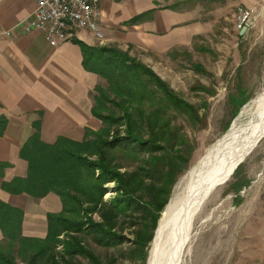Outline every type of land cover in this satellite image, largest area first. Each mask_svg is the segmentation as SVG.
I'll return each instance as SVG.
<instances>
[{"label": "trees", "instance_id": "obj_1", "mask_svg": "<svg viewBox=\"0 0 264 264\" xmlns=\"http://www.w3.org/2000/svg\"><path fill=\"white\" fill-rule=\"evenodd\" d=\"M148 13L126 23L133 24ZM76 42L81 66L103 83L93 85L90 93V114L99 126L84 127L80 140L58 135L51 143L40 140L34 131L21 144L25 175L2 181L0 188L33 198L52 192L60 209L45 213L44 233L36 237L21 232L22 211L0 200V264H16V257L23 264H115L116 256H100L84 239L115 249L124 238L117 230L119 218L131 227L129 244L120 254L128 264H143L159 211L194 149L193 140L172 116H183L197 129L203 126L204 116L195 106L143 62L115 48ZM193 68L203 72L196 63ZM236 90L228 97L237 108L246 96L239 85ZM3 122L0 117V129ZM121 158L132 162V169L121 170ZM238 170H233V177ZM109 181L115 194L103 201V184ZM244 184L246 180L233 181L231 187L235 190Z\"/></svg>", "mask_w": 264, "mask_h": 264}, {"label": "rangeland", "instance_id": "obj_2", "mask_svg": "<svg viewBox=\"0 0 264 264\" xmlns=\"http://www.w3.org/2000/svg\"><path fill=\"white\" fill-rule=\"evenodd\" d=\"M184 3L192 14L189 20L191 33L186 35L185 43H176L165 51L104 45L143 62L204 116L203 126L199 129L191 126L181 115L172 116L186 137L193 140L194 149L173 182L162 209L179 182L231 129L241 109L264 94V0H185ZM238 8L249 12L247 28L241 37H238L235 27ZM194 63L200 65L203 72L195 70ZM97 80L102 83L101 79ZM237 85L246 101L236 108L228 95L237 91ZM253 108L252 105L250 109ZM119 161L121 170H130L134 165L128 159ZM236 167L239 169L237 174L233 177L232 172L202 204L178 264H264V136L252 145ZM238 180H246V184L233 190L231 184ZM103 187L102 200L108 201L115 194L113 182H106ZM33 199L38 201L39 198ZM91 216L98 219L95 213ZM155 226L152 235L153 231L155 234ZM117 230L124 238L115 249L100 248L89 237H85L84 243L100 256H116L115 264H128L120 250L123 251L131 239L129 222L119 218ZM152 240L147 246L148 255ZM59 247L56 245L57 249ZM147 253L143 264L147 262ZM15 263L23 264L17 257Z\"/></svg>", "mask_w": 264, "mask_h": 264}, {"label": "crops", "instance_id": "obj_3", "mask_svg": "<svg viewBox=\"0 0 264 264\" xmlns=\"http://www.w3.org/2000/svg\"><path fill=\"white\" fill-rule=\"evenodd\" d=\"M184 2L98 0L102 39L73 26L67 38L49 46L38 30L22 29V20L30 14L34 0H0V32L9 30L7 35L0 33V117L4 120L0 129V183L25 175L26 161L19 157V149L32 132L51 143L58 135L80 140L84 127L94 130L99 126L90 114V93L100 78L81 66L76 41L89 46L112 44L122 49L165 51L185 43L191 33L192 14ZM149 10L139 21L126 23ZM0 200L22 211L21 232L28 235H43L45 213L59 210L58 198L52 192L35 201L23 192L13 194L0 188Z\"/></svg>", "mask_w": 264, "mask_h": 264}, {"label": "bare ground", "instance_id": "obj_4", "mask_svg": "<svg viewBox=\"0 0 264 264\" xmlns=\"http://www.w3.org/2000/svg\"><path fill=\"white\" fill-rule=\"evenodd\" d=\"M102 39V33H93ZM254 106L253 110L250 107ZM264 136V94L246 104L231 129L179 182L161 212L146 264H178L195 217L209 194L231 176L252 145Z\"/></svg>", "mask_w": 264, "mask_h": 264}, {"label": "built area", "instance_id": "obj_5", "mask_svg": "<svg viewBox=\"0 0 264 264\" xmlns=\"http://www.w3.org/2000/svg\"><path fill=\"white\" fill-rule=\"evenodd\" d=\"M98 0H34L30 14L22 20L24 31L38 30L49 46L67 38L69 28L79 27L93 33H101L98 26ZM249 12L238 8L236 29L247 28ZM246 30V29H245ZM9 34V30L0 32Z\"/></svg>", "mask_w": 264, "mask_h": 264}, {"label": "water", "instance_id": "obj_6", "mask_svg": "<svg viewBox=\"0 0 264 264\" xmlns=\"http://www.w3.org/2000/svg\"><path fill=\"white\" fill-rule=\"evenodd\" d=\"M244 29H245V26H242V27L238 30V34H241V33L244 31ZM236 166H237V165H236ZM236 166H235V167H236ZM235 167H234V168H235Z\"/></svg>", "mask_w": 264, "mask_h": 264}]
</instances>
